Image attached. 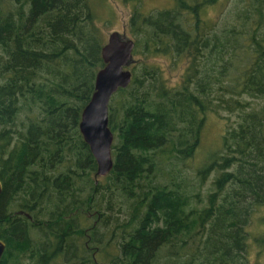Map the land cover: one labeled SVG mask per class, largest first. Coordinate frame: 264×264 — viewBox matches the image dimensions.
<instances>
[{
	"label": "trees",
	"instance_id": "16d2710c",
	"mask_svg": "<svg viewBox=\"0 0 264 264\" xmlns=\"http://www.w3.org/2000/svg\"><path fill=\"white\" fill-rule=\"evenodd\" d=\"M124 1L134 60L98 175L78 127L104 64L93 0H0V264H261L264 0ZM222 110L219 147L193 164Z\"/></svg>",
	"mask_w": 264,
	"mask_h": 264
},
{
	"label": "water",
	"instance_id": "95a60500",
	"mask_svg": "<svg viewBox=\"0 0 264 264\" xmlns=\"http://www.w3.org/2000/svg\"><path fill=\"white\" fill-rule=\"evenodd\" d=\"M133 48L134 40L125 31L111 30L108 33L101 47L104 64L96 71L94 90L81 111L79 131L95 158L98 175L107 174L113 164V132L108 125V104L111 95L130 81L128 66L134 60ZM1 191L0 180V194ZM4 249L5 241L0 238V258Z\"/></svg>",
	"mask_w": 264,
	"mask_h": 264
},
{
	"label": "rangeland",
	"instance_id": "374dc122",
	"mask_svg": "<svg viewBox=\"0 0 264 264\" xmlns=\"http://www.w3.org/2000/svg\"><path fill=\"white\" fill-rule=\"evenodd\" d=\"M172 3L173 0H142V5L145 10L153 7L170 6ZM131 6V3L125 2L124 0H93V8L96 15V20L101 22L100 25L105 32V41L107 39L108 33L111 30L125 31L127 35L129 34L127 32V21L131 11ZM210 13H212V11H210ZM129 36L131 37V35ZM157 62L161 65V67H163L165 72L170 66H173L168 64L169 61L164 56L158 57ZM178 70L180 71V67L179 69H171V71L168 70L170 72L166 73L171 81H175L177 79ZM227 115H230V119L234 118L233 114H229L224 110L218 113H208L201 131L195 158L192 160L193 164L198 162L200 158H202V155L204 156L212 149L219 147L220 136L224 129L226 122L225 117ZM260 214L261 213L256 216L254 223L253 221L250 222L251 225L253 223L252 226L250 225L251 232L258 233L263 231L264 227H262V222H260V219L258 218ZM254 236H256V234ZM249 256L251 261H259V263L264 264V251L260 253L257 245L254 246L251 241L249 243Z\"/></svg>",
	"mask_w": 264,
	"mask_h": 264
}]
</instances>
